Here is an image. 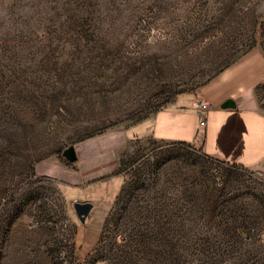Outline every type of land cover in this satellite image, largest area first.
<instances>
[{"label":"rangeland","instance_id":"1","mask_svg":"<svg viewBox=\"0 0 264 264\" xmlns=\"http://www.w3.org/2000/svg\"><path fill=\"white\" fill-rule=\"evenodd\" d=\"M253 48L264 0H0V264H264V175L198 141L127 142L88 226L38 173Z\"/></svg>","mask_w":264,"mask_h":264},{"label":"crops","instance_id":"2","mask_svg":"<svg viewBox=\"0 0 264 264\" xmlns=\"http://www.w3.org/2000/svg\"><path fill=\"white\" fill-rule=\"evenodd\" d=\"M262 86L264 54L253 48L197 91L178 94L152 116L128 128L110 129L89 137L73 146L74 162L54 158L42 165L38 173L55 185L65 201L91 202L92 213L118 191L122 177L117 171L124 147L137 139L186 144L198 141L205 156L264 175V108L257 98ZM196 95L212 106L206 114L205 126L201 127L200 140L194 137L199 124L191 106ZM227 99L235 102L234 109L220 108Z\"/></svg>","mask_w":264,"mask_h":264},{"label":"water","instance_id":"3","mask_svg":"<svg viewBox=\"0 0 264 264\" xmlns=\"http://www.w3.org/2000/svg\"><path fill=\"white\" fill-rule=\"evenodd\" d=\"M235 106L236 104L232 99H227L220 105V108L234 109ZM61 155L62 158L69 163L76 160L75 149L73 146L65 148ZM71 210L78 222L83 225L94 210V205L91 202H73L71 204Z\"/></svg>","mask_w":264,"mask_h":264},{"label":"built area","instance_id":"4","mask_svg":"<svg viewBox=\"0 0 264 264\" xmlns=\"http://www.w3.org/2000/svg\"><path fill=\"white\" fill-rule=\"evenodd\" d=\"M191 106L196 112L199 126L204 127L206 124V114L212 108L211 104L202 97L196 95L192 100Z\"/></svg>","mask_w":264,"mask_h":264},{"label":"trees","instance_id":"5","mask_svg":"<svg viewBox=\"0 0 264 264\" xmlns=\"http://www.w3.org/2000/svg\"><path fill=\"white\" fill-rule=\"evenodd\" d=\"M180 143V142H179Z\"/></svg>","mask_w":264,"mask_h":264}]
</instances>
